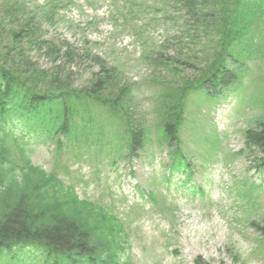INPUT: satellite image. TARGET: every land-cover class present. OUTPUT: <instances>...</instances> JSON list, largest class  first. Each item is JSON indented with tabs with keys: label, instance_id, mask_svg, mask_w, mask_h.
Listing matches in <instances>:
<instances>
[{
	"label": "rangeland",
	"instance_id": "1",
	"mask_svg": "<svg viewBox=\"0 0 264 264\" xmlns=\"http://www.w3.org/2000/svg\"><path fill=\"white\" fill-rule=\"evenodd\" d=\"M19 1L31 14L50 12L46 20L45 14L38 18L42 33L56 45L69 43L84 59L54 63L52 57L32 53L34 62L43 69L62 67V76L76 88L89 84L100 61L115 67L119 86L133 87L124 107L153 134L161 91L155 81L165 75L175 82L171 75L176 73L159 72L145 57L166 49L175 57L187 53L194 61L174 64L177 73L192 79L212 49L205 39L216 36L204 34L198 20L173 0ZM18 15L23 20L24 14ZM234 54L246 61L236 94L217 102L190 97L182 150L195 175L187 185L183 175L170 177V150L158 141L145 155L126 157L123 120L91 102V125L78 143H66L63 136L58 147L48 138L33 140L35 165L124 223L129 264H264V238L256 228L264 218V173L256 172L260 155L245 141V131L264 117V35L244 40ZM75 124L83 127L79 118Z\"/></svg>",
	"mask_w": 264,
	"mask_h": 264
},
{
	"label": "trees",
	"instance_id": "2",
	"mask_svg": "<svg viewBox=\"0 0 264 264\" xmlns=\"http://www.w3.org/2000/svg\"><path fill=\"white\" fill-rule=\"evenodd\" d=\"M175 1L198 20L204 34L216 35L205 39L212 49L192 79L175 69V64L184 67L194 61L187 53L175 57L166 49L154 56L150 52L146 59L159 72L176 73L171 75L175 82L165 75L155 81L161 91L154 108L158 121L154 138L173 148L171 168L181 170L187 168L180 134L189 95L215 100L242 85L234 53L244 40L252 42V36L261 32L264 0ZM38 18L17 0H0V264H122L124 225L106 209L80 200L55 173L35 166L31 145L35 137L52 139L57 146L61 136L68 139L66 143L81 141L91 125L90 102L123 120L126 155L144 154L153 135L124 107L131 89L116 82V68H106L100 61V71L89 84L76 88L62 76V67L43 69L30 58L32 53H43L54 63L84 60L75 56L69 43L48 40ZM77 118L83 127L75 124ZM256 126L245 132L246 144L261 155L258 168L264 169V117ZM256 228L264 238V220Z\"/></svg>",
	"mask_w": 264,
	"mask_h": 264
}]
</instances>
